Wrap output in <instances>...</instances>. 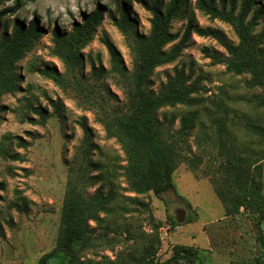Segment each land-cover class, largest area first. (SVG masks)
Here are the masks:
<instances>
[{
	"label": "rangeland",
	"instance_id": "rangeland-1",
	"mask_svg": "<svg viewBox=\"0 0 264 264\" xmlns=\"http://www.w3.org/2000/svg\"><path fill=\"white\" fill-rule=\"evenodd\" d=\"M194 1L190 0L188 14L180 13L172 23L177 41L166 50L184 38L191 13L198 27L210 35L193 33L180 57L157 68L151 77L152 90L157 93L176 72H183L189 84L197 87L195 96L200 102L191 108L177 106L159 112L167 128L172 125L173 134L180 129L182 116H198L186 144L189 158L173 176L175 190L161 197L152 192L137 194L129 187L123 171L126 156L115 139L107 138L100 122L102 108L123 107L126 102L124 77L113 67L103 40L108 37L114 44L121 68L131 74L130 43L150 35L151 15L133 2L135 26L129 36L106 15L93 40L80 50L78 66L58 55L55 31L61 38L68 37L81 15L91 14L96 5L115 10L114 0H36L12 17L26 26L36 21L43 36L16 64L19 89L0 100L4 108L0 119V264H39L56 249L62 208L72 187L87 198L98 190L105 196L114 192L100 221L89 223L93 247L82 254L84 261L120 264L129 256L140 258L152 247L157 264L167 263L178 249L192 252V262L183 259L179 264H256L263 253L258 216L244 209L227 216L216 188H224L223 160L228 152L248 161L264 191V160L257 163L264 144L247 130L252 125L264 128V107L247 102L263 91L247 89L248 75L227 72L221 61L229 54L221 40L237 46L238 35L230 24L196 10ZM257 1L264 7V0ZM252 36L264 53V16ZM94 66L97 71L103 68L101 75L93 73ZM45 68L56 71L63 84L46 78L42 74ZM48 99L62 102L61 116L55 114ZM39 106L46 111L47 120L34 126L27 117L40 121L33 111ZM83 117L97 147L89 157L92 168L81 151ZM220 120L225 124L224 139L217 136ZM22 139L27 142L25 149ZM225 142L229 148L224 149ZM261 228L264 230V224Z\"/></svg>",
	"mask_w": 264,
	"mask_h": 264
},
{
	"label": "trees",
	"instance_id": "trees-1",
	"mask_svg": "<svg viewBox=\"0 0 264 264\" xmlns=\"http://www.w3.org/2000/svg\"><path fill=\"white\" fill-rule=\"evenodd\" d=\"M34 1L36 0H0V8L4 7L0 11V100L19 89L16 64L43 36L36 21L26 26L12 19L28 2ZM9 2H12V6H7ZM133 2L151 15V32L148 37H136L134 42L130 43L133 72L129 75L121 68L120 56L114 44L108 37L104 38L103 43L112 59L113 67L124 77L126 102L123 107L102 108L100 122L105 127L107 138L115 139L126 156L127 165L123 171L129 187L137 194L152 192L161 197L175 190L173 176L180 165L189 158L186 154V144L196 127L198 116L196 113L182 116L180 129L173 134L170 130L172 125L169 123L167 128L165 121L159 118V112L177 106L191 108L200 105V102L195 96L198 93L197 87L189 84V79L183 72H176L157 93L152 90L151 77L157 68L172 64L180 57L193 33L200 37L210 35L208 31L198 27L194 13H191L184 38L169 51L166 50L177 41V36L171 31L172 23L180 13L188 14L190 0H114L115 10L96 5L91 14L80 16V23L73 26V33L68 37L61 38L55 31V41L58 55L69 59L72 66H78L81 59L80 50L93 40L106 15L121 33L130 35L135 26L130 7ZM194 6L212 20H221L234 28L239 44L233 46L221 40L229 54V57L221 62L225 63L228 73L250 77L245 83L247 89H262L261 95L251 96L247 102L264 107V53L257 47L258 42L252 36L264 16V7L257 0H195ZM102 72L103 68L97 71L96 67H93L94 74L101 75ZM42 74L59 85L63 84L62 78L54 70L45 68ZM48 100L55 114L61 116L62 102ZM3 110L0 106V119ZM33 111L40 121L27 117L28 123L34 126L44 124L47 120L46 111L41 106ZM224 125V121L220 120L217 127V136L221 139L226 136ZM80 126L84 132L82 155L84 161L92 168L89 157L97 147L91 142L92 130L87 118L81 119ZM247 130L249 134L259 137L261 144H264L263 127L252 125L247 127ZM27 147V142L22 139V149ZM226 147L229 148L227 142L224 149ZM224 156L225 184L224 188H216V193L225 205L227 216L238 214L241 209L258 216V241L263 253L257 258L256 264H264V230L261 228L264 224L262 183L256 180L255 174L252 175L248 161L241 155L233 156L226 152ZM262 160L264 151L257 163ZM107 177L108 174L106 180ZM91 180L94 182V179ZM107 183L111 185L109 181ZM113 194L111 190L110 194L105 196L98 190L87 198L77 191V188L69 189L62 208L56 249L44 255L39 264H117L116 261L110 260L84 261L82 257L86 250L93 247L89 223L100 221V214L108 210ZM155 255L156 252L150 247L140 258L129 256L120 264H157ZM183 259L192 262V252L178 249L174 257L165 264H179Z\"/></svg>",
	"mask_w": 264,
	"mask_h": 264
}]
</instances>
